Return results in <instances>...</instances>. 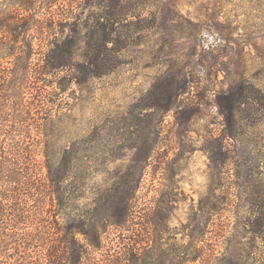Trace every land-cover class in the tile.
I'll list each match as a JSON object with an SVG mask.
<instances>
[{
    "label": "rangeland",
    "instance_id": "rangeland-1",
    "mask_svg": "<svg viewBox=\"0 0 264 264\" xmlns=\"http://www.w3.org/2000/svg\"><path fill=\"white\" fill-rule=\"evenodd\" d=\"M100 46L106 54L94 57ZM89 48L105 74L81 69ZM52 60L71 66L47 73ZM169 75L185 91L166 89ZM240 86L243 108H264V0H0V124L10 136L0 135V156L30 171L28 201L44 220V248L31 243L29 264H141L145 254L148 264L160 255L176 264L194 250L201 257L182 264H208L227 254L225 227L250 212L233 184L241 146L222 136L217 97ZM258 123L249 136L264 138ZM47 134L64 174L61 206L50 192ZM127 193V226L110 225L102 246L90 244L95 210Z\"/></svg>",
    "mask_w": 264,
    "mask_h": 264
},
{
    "label": "trees",
    "instance_id": "trees-1",
    "mask_svg": "<svg viewBox=\"0 0 264 264\" xmlns=\"http://www.w3.org/2000/svg\"><path fill=\"white\" fill-rule=\"evenodd\" d=\"M62 49L64 53H70L68 48ZM106 49L108 48L100 46L94 57H98L100 54L105 55ZM92 50L93 48H89L86 56L92 57ZM70 66L68 61L52 60L44 64V69L47 73L54 74L64 67ZM81 69L85 71V74L103 75L108 68L104 63L100 64L92 57L89 58V62L81 65ZM165 81L166 89L177 91V94L185 91L186 85L177 82L173 76L169 75ZM246 92L247 87L245 86H240L237 90L231 89L226 95L220 94L217 97V102L226 120L222 136L232 138L234 141L238 140L241 146L238 151L240 159L235 163L238 168L233 184L238 189L239 201L243 200L248 205L250 216L241 219L236 227H225L227 230L223 237L228 246V253L218 256L216 263L211 262L212 256L208 255V264H264V141H262L264 138H258V135L249 136V132L252 133L257 122H259L258 124L264 123V108H243L248 99ZM258 100L264 107L263 93ZM50 109L44 108V113L48 118H53ZM194 113L195 109L191 108L190 114ZM4 129L7 130L6 126L0 124V135L9 139L10 136H7ZM246 135H248L247 138ZM50 137V134H47L45 140L50 192L52 195H56L61 206L65 204L64 190L62 189L64 174L57 166L58 162L54 158V151L51 147L49 148L52 141ZM215 140L218 141V139ZM213 141L211 138L210 149L216 147ZM243 144L246 147L242 146ZM218 145L221 146L222 143ZM149 150L150 145H147L139 161L146 163ZM212 159H217V154L212 153ZM29 172L26 167L21 166L20 158L13 161L7 156H0V248L4 252L1 253L3 260H0V264H29L30 261H34V254L29 248L31 243L35 242V245H41L44 248V237L41 236L43 234L41 232L44 231V220L40 218V213H42L40 204H35V200L33 203L28 201L29 198L30 200L34 199L33 196L36 192V188L30 182L32 174ZM215 197V193L211 191L210 196L202 203V209L209 217L217 211V204L213 200ZM130 198L131 194L127 193V196L122 197L116 203L113 202L110 207H100L95 210L96 221L92 224L95 233L94 237L88 240L90 244L102 246V235L110 225L116 228L127 226L131 214ZM227 199L229 200L228 195H226ZM223 208L219 209L225 211L226 208ZM75 229H77L76 226L69 227L70 231L67 236L71 240L74 238ZM195 231L198 230L195 228ZM195 231L193 235H195ZM258 240L263 242V248H260ZM231 246H237L238 249L234 250ZM43 248L38 251L39 255L43 253ZM199 257L201 255L198 250H194L189 258H182L176 264L186 261L193 262ZM147 258L149 255L142 256L141 264H148ZM164 258L163 255H160L159 264H163ZM117 262L118 264L122 263L118 260Z\"/></svg>",
    "mask_w": 264,
    "mask_h": 264
}]
</instances>
